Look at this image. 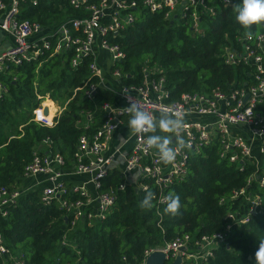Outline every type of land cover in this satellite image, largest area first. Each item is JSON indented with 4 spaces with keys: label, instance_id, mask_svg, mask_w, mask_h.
Segmentation results:
<instances>
[{
    "label": "trees",
    "instance_id": "16d2710c",
    "mask_svg": "<svg viewBox=\"0 0 264 264\" xmlns=\"http://www.w3.org/2000/svg\"><path fill=\"white\" fill-rule=\"evenodd\" d=\"M236 8L227 4L218 13L202 14V33L194 32L182 19L170 22L159 11L142 10L116 35L107 36L123 51V57L109 64V69L119 70L122 84L140 83L142 67L150 76L162 75L170 98L181 91L226 90L235 80L243 79L247 67L225 64L222 45L234 40L238 31L264 34V23L250 29L241 26ZM86 14L68 0H50L26 5L18 16L51 26ZM50 51L45 49L19 64L7 62L0 71L5 87L0 91V187L7 190L26 182L24 167L34 152L43 153L37 146L44 144V139V150L59 152L64 165H70L79 135H91L105 119L102 104L114 102L113 91L101 86L91 98L84 96L85 83L98 80L88 69L90 56L80 57L72 66L70 51ZM46 96L61 101L50 125L30 119L32 107ZM50 99L43 100L47 118L54 109ZM257 107L264 109V102ZM251 170L249 164L239 168L219 158L215 141L197 151L188 149L185 175L163 189L166 196L173 192L180 198V214L172 216L164 211L166 203L157 204L155 197L151 208L140 207L148 191H157L150 179H142L148 184L145 189L129 183L118 189L123 178L112 167L98 187L99 191L110 188L115 195L104 217L90 222L82 219L72 226L64 220L57 197L43 205L38 187L24 189L5 207V213H0L1 243L7 249L0 264L2 259L5 264H16L15 260L23 264H135L142 260L145 249L176 235L197 238L224 231L226 225L224 241L214 248L209 264H255L254 252L264 242V186H246L249 193L262 197L261 212L246 222L238 223L236 218L246 213L248 202L241 195L231 197L234 189L245 185ZM220 197L224 201L219 202ZM227 212L234 219L226 216Z\"/></svg>",
    "mask_w": 264,
    "mask_h": 264
},
{
    "label": "built area",
    "instance_id": "2783aa9c",
    "mask_svg": "<svg viewBox=\"0 0 264 264\" xmlns=\"http://www.w3.org/2000/svg\"><path fill=\"white\" fill-rule=\"evenodd\" d=\"M39 1L47 3L50 0H0V30L12 37L11 45L0 51V71L7 62L19 64L28 61L45 49H50L51 53L70 51L72 66L77 64L80 57L88 55L91 58L88 69L98 80L85 83L84 96L87 98H91L101 84L94 52L105 53L111 63L120 60L123 51L117 44L110 43L107 36L116 35L137 13L142 10L159 11L164 19H182L194 32L202 33V14L213 15L224 5L237 7L242 4V0H68L74 7H79L81 13L87 14L51 26H41L35 20L18 16L26 5L34 6ZM233 39L227 40L221 47L223 62L227 65L241 64L247 68L243 79L235 80V84L226 90L215 87L207 91H181L177 97L170 98L168 90L163 87V76H150L147 69L142 67L144 77L140 83L121 84L117 88L123 106L115 108L112 114L106 110L109 106L102 104L105 110L103 122L91 135H79L70 165H64V158L59 152H49L47 148L44 150L42 146L46 145V140H42L44 144L37 148L43 153L34 152L24 167V177L32 178L33 185L39 187L42 204L46 205L53 197H57L65 221L70 226L82 219L90 222L104 217L115 197L110 188L98 190L112 161V155L105 152L106 142L118 124L117 116L122 113L131 116L129 107L135 105L153 115L169 109L182 111L185 114L183 129L179 134L170 133V146L176 148L180 139L188 146L177 152L172 163L165 165L159 160L156 150L146 149L145 140L150 133H131L132 143L119 170L123 181L118 183V189L124 188L127 183L124 177L133 171L139 179L136 186L145 189L148 184L142 179H150L157 189L154 193L156 203H164V187L181 179L186 173L188 149L197 151L202 145L215 141L219 158L233 162L239 168L246 164L252 166L245 178V185L234 189L231 195H241L248 202L246 213L239 215L236 222H246L249 216L260 213L261 195L249 193L246 186L250 183L264 186V109L257 107L264 102V34L238 31ZM152 70L158 71V68L153 67ZM110 71L113 77L120 78L118 69ZM4 90L0 82V91ZM44 108L41 100L30 110V119L50 125L61 107L56 106L53 109L55 114L49 118ZM83 173L88 175L86 180L67 187L68 176ZM87 182L94 188V194L85 188L84 183ZM19 192L17 188L7 190L0 187L1 214L5 213L6 206L14 203ZM222 201L224 198L220 197L219 202ZM225 215L234 219L230 212ZM227 229L228 225L224 231L202 234L197 238L185 233L176 235L159 246L145 249L142 260L135 264H143L144 257L154 249L163 251L166 264L177 254L180 256L178 264H209L208 258L218 243L224 241ZM180 247H184L183 250ZM6 251L0 236V256ZM14 262L23 264L21 260ZM1 264H5L3 259Z\"/></svg>",
    "mask_w": 264,
    "mask_h": 264
},
{
    "label": "clouds",
    "instance_id": "9594fccd",
    "mask_svg": "<svg viewBox=\"0 0 264 264\" xmlns=\"http://www.w3.org/2000/svg\"><path fill=\"white\" fill-rule=\"evenodd\" d=\"M236 20L246 29H250L253 25L264 23V0H242V5L236 8ZM131 118L128 126L133 135H148L145 140L146 149H155L159 160L167 165L174 161L177 152L188 145L183 139L178 141L176 148L171 147L172 138L170 136H162L156 134L157 131L163 133L179 134L183 129L184 113L180 110H163L159 117L140 107L132 105L129 107ZM251 115V113H250ZM154 193L148 191L143 200L140 202L141 208H151ZM166 214L176 216L180 214V198L173 192H169L164 198ZM255 264H264V242H261L254 252Z\"/></svg>",
    "mask_w": 264,
    "mask_h": 264
},
{
    "label": "crops",
    "instance_id": "0c3cea01",
    "mask_svg": "<svg viewBox=\"0 0 264 264\" xmlns=\"http://www.w3.org/2000/svg\"><path fill=\"white\" fill-rule=\"evenodd\" d=\"M12 43V37L7 34L4 31L0 30V51L8 48ZM94 50V48H93ZM95 55V62L96 65L99 67L100 69V78H101V84L100 86L106 89H109L111 91H113L114 93V102L107 104L109 106L107 112L108 113H112L114 114V109L115 108H119L123 106V100L121 99L120 95L117 92V88L122 84L120 81V78H115L111 75V71L109 69V64H111L110 60L108 58H106V54L101 52V51H96L94 52ZM50 99L49 97H45ZM44 100V99H42ZM51 101V99H50ZM54 104V103H53ZM104 104V103H103ZM106 104V103H105ZM56 106H59L57 103L54 104V108ZM60 107V106H59ZM45 112H47V108H45ZM54 111L52 110L51 112V116L53 117L54 115ZM160 114H156L155 116L159 117ZM118 118V124L116 126L115 129H113V131L111 132L109 138L107 139L106 142V153H109L112 155V161H111V166L115 167L118 171L121 169V166L123 165L124 162V155L128 152L132 140H131V130L128 126V121L130 120L131 116L129 114L126 113H122L119 114L117 116ZM156 134L162 135V136H170V133H163L161 131H157ZM149 135H152V133H150ZM42 148H44V146H42ZM155 150V149H154ZM137 173L136 172H129L128 175H126L125 181L129 184H134L136 185L139 181V179L136 177ZM88 178L87 174H78V175H71L68 176L66 181H67V187L70 184H81L84 180H86ZM26 182L22 183L21 185H19L18 190L22 191V189H27L30 188L31 185H33V179L29 178V181L27 179V177H25ZM32 183V184H31ZM85 188L89 191V193L94 194L95 190L92 187L91 183L87 182L84 183ZM23 187V188H22ZM32 187H38V186H32ZM39 189V187H38Z\"/></svg>",
    "mask_w": 264,
    "mask_h": 264
},
{
    "label": "water",
    "instance_id": "95a60500",
    "mask_svg": "<svg viewBox=\"0 0 264 264\" xmlns=\"http://www.w3.org/2000/svg\"><path fill=\"white\" fill-rule=\"evenodd\" d=\"M170 22H172V20H170ZM45 108H44V112H45ZM65 220V217H64ZM184 247H180V250H183ZM180 261V256L179 254H177L174 259L168 263V264H178ZM143 264H166L165 263V255L163 253V251L159 250V249H154L152 251H150L143 260Z\"/></svg>",
    "mask_w": 264,
    "mask_h": 264
},
{
    "label": "rangeland",
    "instance_id": "374dc122",
    "mask_svg": "<svg viewBox=\"0 0 264 264\" xmlns=\"http://www.w3.org/2000/svg\"><path fill=\"white\" fill-rule=\"evenodd\" d=\"M52 102L54 103V104H58V105H60L61 104V101L60 100H58L57 102L56 101H54V100H52ZM28 179V181H29V178H27ZM23 188V187H22ZM218 244H220V243H218Z\"/></svg>",
    "mask_w": 264,
    "mask_h": 264
}]
</instances>
